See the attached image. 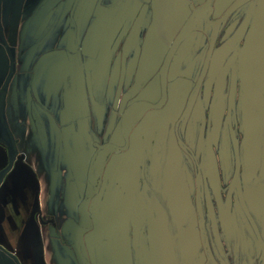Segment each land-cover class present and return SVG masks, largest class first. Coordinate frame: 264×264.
Instances as JSON below:
<instances>
[{"label": "rangeland", "instance_id": "rangeland-1", "mask_svg": "<svg viewBox=\"0 0 264 264\" xmlns=\"http://www.w3.org/2000/svg\"><path fill=\"white\" fill-rule=\"evenodd\" d=\"M192 1L81 0L71 19L74 0H0V88L13 73L0 97V181L19 167L40 177L54 195L43 193L39 215L55 220L58 229H51L58 240L62 234L77 242L64 228L69 218L79 220L78 200L97 184V170L89 177L95 145L123 144L116 129L125 109L135 97L154 95L157 69ZM232 1L216 0V16ZM232 16L249 19V74L262 91L251 105L264 125V57L258 56L264 0L242 4ZM145 126L146 121L131 136L133 149L112 157L90 201L87 252L97 257L96 264H205L209 255L195 203L197 167L190 154L177 151L170 170L166 149H156L158 140H152L145 159ZM169 133L163 135L167 140ZM206 135L204 130L198 144L193 133L184 138L200 157L210 263L264 264V143L254 147L249 139L240 148L242 161L227 165L223 143L205 154ZM8 161L12 164L4 167ZM100 164L101 157L95 167ZM82 225L80 232L89 228L88 222ZM63 246L72 251L69 243ZM73 260L85 261L82 255Z\"/></svg>", "mask_w": 264, "mask_h": 264}, {"label": "flooded vegetation", "instance_id": "flooded-vegetation-1", "mask_svg": "<svg viewBox=\"0 0 264 264\" xmlns=\"http://www.w3.org/2000/svg\"><path fill=\"white\" fill-rule=\"evenodd\" d=\"M237 1L233 0L219 16H216V0L191 2L189 13L183 16L182 23L173 40L168 44L167 52L157 69L153 81L157 86L154 95L146 99L135 97L125 109L116 129L120 134V139L122 136L123 144L119 142L95 145L96 152L91 160L89 175L91 177L97 170V184H94V192L82 200V206L86 205L88 209H85L83 213H78L79 224L74 223V227H79L80 223L88 222L89 228L83 232L78 230L77 242L73 245L66 236L59 234L62 243L71 245L70 249L75 255V260H79L81 255L84 257L85 261L79 264H92L83 243L86 233L93 228L89 212L90 201L99 193L102 178L112 157L133 149L131 136L138 131L139 125L144 121H146L145 134L147 137L145 159L154 147L152 140H158L155 143L156 149H166V163L170 164V170L179 151L190 154L193 164L197 167L198 173L194 177L195 203L199 216V228L204 236V248L209 255L205 264H211L212 250L209 246L200 205L203 192L200 157L184 137L186 133H193L197 144L200 141L203 143L201 136L203 131L207 130L209 135H206L204 141L207 149L205 154L209 156L210 148L216 149V144L223 143L221 147L229 152L226 159L227 165H232L233 161L236 164L242 161L240 148L246 147L249 139L254 147L260 146L261 148L264 143V125L262 121L257 122L256 117L259 112L251 105L256 93L260 95L262 91L258 85L254 84L256 79L250 78L249 74L252 65L250 63L252 56L249 52V19L248 16H232L242 4H248L254 0ZM80 2L81 0L75 8L73 3L70 10L71 19H74ZM49 20L50 18L47 21ZM260 48L258 56L261 57L263 54L264 57V31L260 33ZM12 76L13 73L0 88V97L3 96L4 91H7ZM129 113H131L130 120L127 119ZM157 131H161L158 138L153 135ZM165 132L169 133L168 140L163 137ZM164 138L165 141H171V153L167 150V144L162 143ZM193 142L196 144L195 141ZM15 155L19 162L23 159L19 153ZM245 155L247 156V153ZM100 157L101 164L96 168V161ZM134 158H137L135 154ZM11 162L8 161L6 167ZM73 221L71 220L72 223ZM44 222L51 228L58 229L54 219L44 220ZM135 252H137L136 249ZM142 256L144 255L139 254V257Z\"/></svg>", "mask_w": 264, "mask_h": 264}, {"label": "crops", "instance_id": "crops-1", "mask_svg": "<svg viewBox=\"0 0 264 264\" xmlns=\"http://www.w3.org/2000/svg\"><path fill=\"white\" fill-rule=\"evenodd\" d=\"M47 31L45 29L43 34L46 35ZM48 38L50 40L51 36ZM17 58L21 57L17 55ZM3 160L0 158V168ZM32 163L31 161L30 164ZM7 165L8 163L4 167ZM21 169L23 168H17L7 180L1 179L0 181V264H77L74 262L71 252L68 251L69 248L66 249L63 246L64 243L54 236L51 227L39 215L43 211L41 208L43 193L48 192L52 196L54 192L51 194L50 189L48 191L45 186L43 188L40 177H36L34 174L31 178L28 173H25L28 176L25 181V174ZM33 180L36 182V186L32 184ZM54 180L56 181V176ZM78 201L77 213H83L81 204L83 201L82 199ZM72 204L71 200L68 204L70 209ZM70 219L76 220L73 217ZM69 220L66 222V225L69 224L66 229L64 228V232H72L77 237L82 223H80L81 226L74 227V223H78L79 220L73 221V223ZM56 225L58 228L57 223ZM73 243L70 242L72 245ZM83 243L86 245L85 241ZM97 260V257L91 258V263L96 264L99 262Z\"/></svg>", "mask_w": 264, "mask_h": 264}, {"label": "water", "instance_id": "water-1", "mask_svg": "<svg viewBox=\"0 0 264 264\" xmlns=\"http://www.w3.org/2000/svg\"><path fill=\"white\" fill-rule=\"evenodd\" d=\"M78 1H79V0H76V1H75V3H74V8L76 7ZM238 1H239V0H238ZM238 1H237V2H238ZM236 4H237V3H236ZM236 4H235V5H236ZM74 8H73V10H74Z\"/></svg>", "mask_w": 264, "mask_h": 264}]
</instances>
